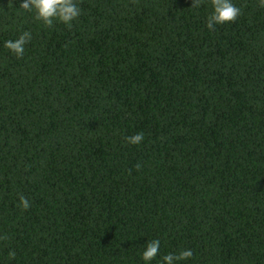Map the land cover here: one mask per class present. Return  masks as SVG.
Listing matches in <instances>:
<instances>
[{"label": "trees", "instance_id": "trees-1", "mask_svg": "<svg viewBox=\"0 0 264 264\" xmlns=\"http://www.w3.org/2000/svg\"><path fill=\"white\" fill-rule=\"evenodd\" d=\"M21 2L0 0V264H145L155 239L149 264H264L259 0L215 30L208 0H76L71 28Z\"/></svg>", "mask_w": 264, "mask_h": 264}, {"label": "clouds", "instance_id": "clouds-1", "mask_svg": "<svg viewBox=\"0 0 264 264\" xmlns=\"http://www.w3.org/2000/svg\"><path fill=\"white\" fill-rule=\"evenodd\" d=\"M212 11L207 17L206 27L209 30H215L217 25L232 23L241 15V9L232 3V0H208ZM205 0H192L191 8H199ZM259 5L264 7V0H259ZM20 7L27 12H34V19L48 28H52L55 23H63L68 28L72 27V22L77 20L81 15V8L76 0H22ZM29 31L22 32L15 40L5 41L4 47L10 50L17 58H22L25 52V45L31 40ZM130 144H140L143 139V133H136L132 136L125 137ZM139 167V165H137ZM19 206L22 210L30 207L29 200L21 195L19 197ZM6 238V237H3ZM160 240L155 239L148 241L142 259L145 264L155 259L159 254ZM10 257L15 256V252L9 253ZM193 256L191 249H184L178 253H169L162 257V264H178Z\"/></svg>", "mask_w": 264, "mask_h": 264}]
</instances>
